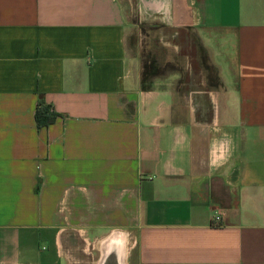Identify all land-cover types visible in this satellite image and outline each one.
Returning a JSON list of instances; mask_svg holds the SVG:
<instances>
[{
	"label": "crops",
	"instance_id": "0c3cea01",
	"mask_svg": "<svg viewBox=\"0 0 264 264\" xmlns=\"http://www.w3.org/2000/svg\"><path fill=\"white\" fill-rule=\"evenodd\" d=\"M69 230L264 264V0H0V264H62Z\"/></svg>",
	"mask_w": 264,
	"mask_h": 264
},
{
	"label": "rangeland",
	"instance_id": "374dc122",
	"mask_svg": "<svg viewBox=\"0 0 264 264\" xmlns=\"http://www.w3.org/2000/svg\"><path fill=\"white\" fill-rule=\"evenodd\" d=\"M68 233V235L66 234L63 237L64 243L60 244L62 264H96V262L101 260L105 242L113 233L121 236L119 237L121 240L119 241L120 244L113 255L114 257H119L120 253V255L125 254L127 264V256L131 252L133 244V236L131 234L124 231H114L103 236H87L81 231L74 230H69Z\"/></svg>",
	"mask_w": 264,
	"mask_h": 264
},
{
	"label": "trees",
	"instance_id": "16d2710c",
	"mask_svg": "<svg viewBox=\"0 0 264 264\" xmlns=\"http://www.w3.org/2000/svg\"><path fill=\"white\" fill-rule=\"evenodd\" d=\"M206 68L211 72V68ZM159 71L160 65L155 60L146 62L144 64L141 83L143 90H150L152 88L150 80L153 76L157 75ZM210 79L212 80L214 86L218 85L212 73H210ZM56 118L57 114L55 112H51L49 107L43 106L41 104L38 106L36 111V121L39 128L49 126L56 120Z\"/></svg>",
	"mask_w": 264,
	"mask_h": 264
},
{
	"label": "bare ground",
	"instance_id": "6f19581e",
	"mask_svg": "<svg viewBox=\"0 0 264 264\" xmlns=\"http://www.w3.org/2000/svg\"><path fill=\"white\" fill-rule=\"evenodd\" d=\"M116 235H117L116 233H113L112 236H110L108 238V240L105 242L104 247H103V251H102L101 264H110V261L111 262L113 261L114 264H126V255L125 254L120 255L121 254L120 253L119 257H114V255H113V253L117 251V246L120 244L119 241H121L119 238L121 236H118V235L116 236Z\"/></svg>",
	"mask_w": 264,
	"mask_h": 264
},
{
	"label": "built area",
	"instance_id": "2783aa9c",
	"mask_svg": "<svg viewBox=\"0 0 264 264\" xmlns=\"http://www.w3.org/2000/svg\"><path fill=\"white\" fill-rule=\"evenodd\" d=\"M221 219V216L219 214H217L214 218V222H216L215 224H217Z\"/></svg>",
	"mask_w": 264,
	"mask_h": 264
},
{
	"label": "flooded vegetation",
	"instance_id": "af4514ba",
	"mask_svg": "<svg viewBox=\"0 0 264 264\" xmlns=\"http://www.w3.org/2000/svg\"><path fill=\"white\" fill-rule=\"evenodd\" d=\"M101 260H102V256H101ZM101 260L96 262V264H101ZM110 264H114L113 261L112 262L110 261Z\"/></svg>",
	"mask_w": 264,
	"mask_h": 264
}]
</instances>
